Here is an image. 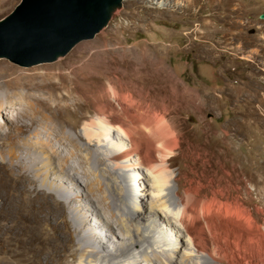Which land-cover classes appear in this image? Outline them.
Listing matches in <instances>:
<instances>
[{
  "label": "bare ground",
  "instance_id": "1",
  "mask_svg": "<svg viewBox=\"0 0 264 264\" xmlns=\"http://www.w3.org/2000/svg\"><path fill=\"white\" fill-rule=\"evenodd\" d=\"M203 1L215 3L164 0L162 6L172 15L187 14ZM218 2L226 9L234 0ZM203 8L201 4L197 11ZM241 8L227 16L243 20ZM213 15L201 16L188 33L208 38L212 47H227L228 39L214 37L233 31L237 19L225 21L218 29L208 18ZM74 60L0 81V147L6 150L0 148V170L13 166L20 171L13 185L17 190L26 182L34 185L32 199L19 207L21 219L41 225L53 217V232L36 250L40 260L45 258L49 264H223V259L231 257V249L264 239L259 221L248 230L252 212L241 195L222 189L204 191L206 185L194 178L181 188L185 176L171 162L180 146L179 127L166 121L161 100L152 107L148 94L136 98L112 82L94 91L83 85L88 78ZM76 90L84 95H76ZM85 95L94 100L95 113L81 117L75 134L65 128L61 112L70 104L80 105ZM242 132L226 125L223 131L226 135ZM82 190H87L86 197ZM69 191L80 194L70 199L65 194ZM257 193L262 195L261 190ZM33 229L30 241L38 242L41 236ZM110 237H114L111 248L105 245Z\"/></svg>",
  "mask_w": 264,
  "mask_h": 264
},
{
  "label": "rangeland",
  "instance_id": "2",
  "mask_svg": "<svg viewBox=\"0 0 264 264\" xmlns=\"http://www.w3.org/2000/svg\"><path fill=\"white\" fill-rule=\"evenodd\" d=\"M20 1L0 0V19ZM162 1L123 0L122 9L104 30L78 43L57 61L25 67L1 58L0 81L20 73L46 71L75 58L74 65L83 67L88 78L83 85L92 86L94 91L100 92L101 84L112 82L136 98L148 94L152 107H158L161 100L166 121L179 127L180 146L171 162L173 169L185 176L181 188L191 184L188 178H194L206 185L204 191L222 189L241 195L252 212L248 230L254 229L257 220L264 233V0H234L226 9L218 0L214 5L203 1L199 12L201 4L187 14L173 15L164 11ZM238 6L245 13L243 20L227 16ZM206 14L213 15L208 18L218 29L225 21L237 19L233 27L236 32L233 29L214 37L229 40L227 47H212L208 38L188 33ZM80 91L75 94L84 95ZM86 96L80 105L70 104L61 112L65 128L75 134L80 130L81 117L90 118L95 113L94 100ZM225 125L242 128L243 132L226 135ZM19 172L13 166L0 170V264H49L45 258H38L36 250L53 232V217L43 220L42 226L21 219L19 207L32 199L30 189L34 185L26 182L17 190L13 185ZM260 190L262 195L257 193ZM69 192L65 194L70 199L80 194ZM85 194L87 190H82L81 195ZM32 229L41 236L38 242L30 241ZM114 237L105 245L110 247ZM258 240L231 249V257L223 259V264H264V239ZM71 260L69 256L68 262Z\"/></svg>",
  "mask_w": 264,
  "mask_h": 264
},
{
  "label": "water",
  "instance_id": "3",
  "mask_svg": "<svg viewBox=\"0 0 264 264\" xmlns=\"http://www.w3.org/2000/svg\"><path fill=\"white\" fill-rule=\"evenodd\" d=\"M122 7L123 0H21L0 19V59L25 67L57 61L104 30Z\"/></svg>",
  "mask_w": 264,
  "mask_h": 264
}]
</instances>
